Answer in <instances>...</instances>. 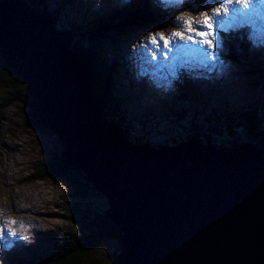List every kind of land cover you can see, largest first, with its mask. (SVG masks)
<instances>
[{
  "label": "water",
  "instance_id": "95a60500",
  "mask_svg": "<svg viewBox=\"0 0 264 264\" xmlns=\"http://www.w3.org/2000/svg\"><path fill=\"white\" fill-rule=\"evenodd\" d=\"M0 47L70 175L108 200L119 264H264V149L131 143L104 120L91 68L28 0H0Z\"/></svg>",
  "mask_w": 264,
  "mask_h": 264
},
{
  "label": "trees",
  "instance_id": "16d2710c",
  "mask_svg": "<svg viewBox=\"0 0 264 264\" xmlns=\"http://www.w3.org/2000/svg\"><path fill=\"white\" fill-rule=\"evenodd\" d=\"M29 2H35L36 5L42 6L44 9H47L54 18L56 19V25L61 28L63 33L69 36L74 42L75 48L78 50L81 58L86 61L91 69H92V84L94 86L95 96L99 101L100 106L102 107V112L105 118L114 122V115L116 111H119L118 103L120 102L118 98V94L114 90L110 75L112 71L110 68H106L103 64V61L100 56H103L102 52L98 53L100 50L104 51L105 41L101 38V36L106 35V30L108 33H111V30L115 33L112 35V39L121 40L123 39V32H127L129 35H133L137 27L139 25L145 24V19H147L149 28L154 26H162L167 27L168 24L161 20H153L151 19L153 14H156L155 9L148 2L146 5L140 8V11L135 9L132 10L129 5V12L126 14H120L116 16L120 20L118 24L113 23L111 18L110 20H106L105 27H100L99 30L91 28L83 23L79 24L78 19L74 17H70L72 15L69 12H66V8L73 4L76 0H28ZM40 3V4H39ZM147 8L150 11L146 12L143 8ZM153 14H152V13ZM125 18V22H121L122 19ZM81 19V18H79ZM69 21H72L69 23ZM147 22V21H146ZM66 28L67 30L63 29ZM124 29L125 31H121ZM88 31V32H87ZM94 32V34H93ZM94 38V39H92ZM91 41V47H86V44ZM115 49V47H114ZM116 50V49H115ZM106 70V72L104 71ZM0 91L7 89V95L11 96L6 103L8 105L12 104L11 100H16L18 104L21 105L23 111V120L27 121V127L36 130L43 129L38 126V121L29 116V101L25 98V85L22 83L21 76L19 78L15 77L12 73V70L7 68L4 64L2 58V51L0 47ZM17 74V73H15ZM18 75V74H17ZM103 76H107V78H103ZM23 84V85H22ZM29 99V97L27 96ZM2 107L0 106V114L2 112ZM28 114V115H27ZM28 117V118H27ZM116 124H121L120 121H117ZM255 121H251L249 124V130L251 135L255 138H258L256 141L260 146L264 147V136H259V127L258 124L255 127ZM123 132L128 138L127 129ZM186 129V128H184ZM180 138L191 139L190 135L183 136ZM197 138V136L193 137ZM207 139L209 136H204L202 142L207 144ZM173 141H168V144ZM57 151H54L48 159L44 158V161L35 162L32 165V169L36 171L37 175L40 176V179H69L74 185L75 189L68 196L73 199V208L68 207L71 215L65 216L70 221L73 220L72 226L76 229L73 234L68 239H63L60 241L59 245L61 246L63 243V250H60L57 258L53 260V262H48V264H83L84 259L90 255L91 249L96 246L104 243L113 241L115 244L119 243V248L115 251V247L109 249L108 252H105V258L107 264H119L118 255L120 252V248L122 246V233L119 228L111 222L106 212L107 204L106 201L99 202L95 195L96 193L92 192L88 187L83 186L84 184L81 182L80 178L73 175L69 171V166L62 160ZM71 174V175H69ZM72 205V204H70ZM44 237H48L45 232L40 233V239H37L34 242V245L31 247L37 248L42 243H48V240ZM25 254L17 256L13 262L10 264L16 263L18 260L23 258Z\"/></svg>",
  "mask_w": 264,
  "mask_h": 264
},
{
  "label": "rangeland",
  "instance_id": "374dc122",
  "mask_svg": "<svg viewBox=\"0 0 264 264\" xmlns=\"http://www.w3.org/2000/svg\"><path fill=\"white\" fill-rule=\"evenodd\" d=\"M90 1L95 3V1L97 2L98 0H90ZM130 1L131 0H112V4L114 5L122 4L126 6ZM179 1L185 4V9L187 10V14L184 15L192 16L191 10L194 7L197 8L200 7L201 3H205L206 0L204 1L194 0L193 2H189L188 0H178L176 2ZM169 3H174V2H169ZM66 10L67 12L73 14L69 7H67ZM179 17L182 18L183 15ZM175 20L177 22V19ZM71 22L72 21H69V23ZM179 27L182 30V27L180 25ZM228 28L232 30L231 27ZM248 29L250 30L249 33L256 30L255 35L247 36V34L245 35L242 34L244 37L245 44L247 45L246 50L248 54L251 55L253 54L254 48H256L259 51L264 49V42H263L264 32L261 30L259 31L258 29L252 27L251 25L249 26ZM234 31H240V30L237 29ZM140 32L142 35L143 30H141ZM150 32H152V30L148 31L147 35L144 37V40L148 37ZM222 37H223L222 49L225 50L229 45V41L227 40V38L223 33H222ZM249 37H253L256 43L254 44V46H251ZM137 38H138L137 45L135 46V48H131L132 52H130L131 54L130 57L136 59L135 65L137 67H142L143 61L139 58L138 55L135 56L133 55L136 49L141 46L139 35L137 36ZM132 41L133 38L131 36L125 42L124 46L128 45ZM235 62L236 63L234 64L231 61H226L220 58L216 60L214 63H211L212 69L214 70V72H216V74H214V78H216L217 81L221 83V85L223 86H226L228 83H230L236 87H239L240 93H243V91H245L246 88L248 87V84L245 80L244 77L245 75L242 73L241 64H238L239 63L238 61ZM156 63L159 64L160 62H156ZM167 63L173 65V67L175 66V63L172 59H170V56ZM176 69L178 68L172 69L171 72L168 70L165 72L167 73L166 77L168 78V80H170L173 77V74L175 72L174 70ZM163 71L165 70H161L159 73ZM17 74L20 75L19 73ZM20 76L22 78V75ZM141 78H143V75H141ZM27 83L29 84V82ZM23 84L25 85V89H24L25 92L27 90V84L25 83ZM6 93H7V89L0 91V106L1 105L4 106L2 107V112L0 114V219H2L3 216L2 213L3 207L8 210H13V211L18 210V207L16 205H12L14 204V202H9L14 198V195H18L22 199L27 196L32 203H38V206L54 205L58 208H62L63 210L60 213L62 214L63 212H65V209H67V207L72 208V205H70L71 198L67 200L68 197L67 195L71 194L75 189L74 183L69 179L53 180L47 178L42 180L40 179V176L37 175L36 171L32 169L33 163L35 162L42 163L43 158L45 159L49 158L51 156V152L53 154L54 151L58 148L57 136L52 131L47 129L32 130L28 128L27 125L25 124V121L23 120L24 116L21 105L18 104L16 100H11L12 104L8 105V103L6 102L9 99H11V96L7 95ZM110 122L113 124L112 121ZM15 142L19 143V149L15 148L16 146L13 144ZM12 150L15 151L13 152ZM7 169L16 172V178L13 179L11 183H9L11 178L10 177L8 181L6 180L8 184H4L2 182L1 175H7L9 173ZM9 185H12L10 191L7 190ZM100 199L102 201H106V202L108 201L103 195L100 196ZM17 202L22 203V201H17ZM37 224H39V220H36L34 223V225ZM40 232L42 231L31 234L33 243L36 242L37 239L39 238ZM114 247L116 251L119 248V243L117 242L115 244L113 241H109L96 246L94 249H91L90 255L83 260L84 261L83 264H107L105 258V252H108L109 249ZM20 249L21 251L14 253L12 259L5 261L4 264H10V262L12 260H15L17 256H20L22 254L26 255V252L29 251L28 248H20Z\"/></svg>",
  "mask_w": 264,
  "mask_h": 264
},
{
  "label": "snow or ice",
  "instance_id": "6c2138e0",
  "mask_svg": "<svg viewBox=\"0 0 264 264\" xmlns=\"http://www.w3.org/2000/svg\"><path fill=\"white\" fill-rule=\"evenodd\" d=\"M216 7L204 6V10L197 9L198 15L193 17L183 15L177 18V23L182 27L170 33L163 31L149 33L141 42L133 55H138L145 68L141 75L148 74L155 78L161 70L171 72L173 65L167 63L169 54L173 61H183L188 57H198L201 63H214L219 59L223 48L222 33L235 24L244 26L252 17L264 19V0H214ZM189 44L194 47H189ZM162 58V63H156ZM150 69V71H149ZM3 75V73H0ZM17 221L12 218L0 219V241L5 236L16 237L15 225ZM19 227L27 231V226L20 223ZM24 240L26 237L19 236ZM5 249L13 246L12 241L4 243Z\"/></svg>",
  "mask_w": 264,
  "mask_h": 264
},
{
  "label": "bare ground",
  "instance_id": "6f19581e",
  "mask_svg": "<svg viewBox=\"0 0 264 264\" xmlns=\"http://www.w3.org/2000/svg\"><path fill=\"white\" fill-rule=\"evenodd\" d=\"M47 10V9H46ZM67 12V11H66ZM257 25H258V22H257ZM53 26H54V28L56 29V26H55V24H53ZM249 26L250 25H248V27H247V29H245L244 31H245V33L247 34V36H249V35H255L256 34V30L255 31H253V32H251V33H249L250 32V30L248 29L249 28ZM247 30V31H246ZM262 33V32H261ZM250 38V43H251V46H254V44H256L255 43V41H254V39H253V37H249ZM256 39V38H255ZM264 42V41H263ZM249 46V45H248ZM256 47V46H255ZM260 48V47H259ZM261 51V50H260ZM250 52V51H249ZM5 62V61H4ZM5 64L7 65V66H9V64H7L6 62H5ZM10 67V66H9ZM20 74V73H19ZM21 75V74H20ZM22 78L25 80V81H27L25 78H24V76L22 75ZM28 82V81H27ZM101 109V108H100ZM101 112V111H100ZM102 114H103V112H102ZM104 116V115H103ZM108 121V123H111L109 120H107ZM112 124V123H111ZM175 146V144H173V147ZM199 146L200 147H206L207 146V144H204V143H202V144H199ZM41 233V232H40ZM40 233H39V237H40ZM39 239V238H38ZM14 260H12L11 262H13ZM10 262V263H11Z\"/></svg>",
  "mask_w": 264,
  "mask_h": 264
}]
</instances>
